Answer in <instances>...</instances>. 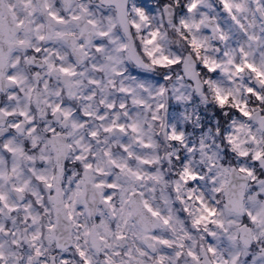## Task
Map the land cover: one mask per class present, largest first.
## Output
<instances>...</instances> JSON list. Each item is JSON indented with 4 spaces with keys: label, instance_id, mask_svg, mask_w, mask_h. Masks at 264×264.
<instances>
[{
    "label": "snow or ice",
    "instance_id": "6c2138e0",
    "mask_svg": "<svg viewBox=\"0 0 264 264\" xmlns=\"http://www.w3.org/2000/svg\"><path fill=\"white\" fill-rule=\"evenodd\" d=\"M160 3L171 34L145 0H0V264H264V0ZM131 64L180 70L177 92L201 93L197 69L236 85L203 82L232 162L178 157L179 214L126 139L152 147L129 105L165 108Z\"/></svg>",
    "mask_w": 264,
    "mask_h": 264
},
{
    "label": "clouds",
    "instance_id": "9594fccd",
    "mask_svg": "<svg viewBox=\"0 0 264 264\" xmlns=\"http://www.w3.org/2000/svg\"><path fill=\"white\" fill-rule=\"evenodd\" d=\"M148 6L153 9V23L154 26L160 27L162 32L173 33L172 26L168 25L167 19L162 18L163 11L160 0H145ZM163 3L169 4L170 9L175 11L179 7L180 0H163ZM175 43L174 40L170 41ZM187 55V53H185ZM194 59V57H193ZM196 63H199L196 61ZM128 72L130 75L137 76L140 79H147L154 84L164 85L166 93L164 96L149 99L148 103L154 107L156 103H163L165 108L158 112L159 119L152 120L150 111L144 109H137L129 105L128 111L130 113H139V119L143 126L144 139L149 142L152 147L143 148L139 144L132 142L133 133L129 132L126 139L131 144L134 151L143 153L147 158L156 157L155 162L148 168V171L158 172L164 182L154 185L156 188V203L163 208V202L159 200L161 191L174 204L176 212H182V206L176 203L177 193L172 189L171 181L178 176V157H183L192 168L201 171L203 175L207 176L208 168L207 155L216 154L218 157L217 163L230 164L232 160L225 156L226 148L230 152L231 149L222 142L223 137L220 135L218 129L221 126L220 116H223L229 111L228 108L221 109L214 99V94L211 89L203 84L206 79H220L222 86L225 89L234 88L236 85L230 84L226 78L220 76L218 73L216 77H211L208 74L201 73L200 69L196 71L200 73L201 93L195 91L194 83L185 78L183 81L184 88L179 92L174 90L176 83L175 74H180L178 69H152L150 72H145L138 69L134 64L128 65ZM172 75V79L165 80L164 75ZM177 96H184L187 99H177ZM217 112L220 115H217ZM227 127V125H225ZM183 134V140L173 141L169 138L172 132ZM203 143L205 147L201 149L200 145ZM188 147H194L193 152H189ZM113 151H119V145H113ZM135 165V161H131ZM197 187L196 184L192 185ZM200 187H205L203 182H200ZM220 199V197H217ZM184 219L187 221L188 217ZM190 227V225H189ZM223 240V237H221Z\"/></svg>",
    "mask_w": 264,
    "mask_h": 264
}]
</instances>
